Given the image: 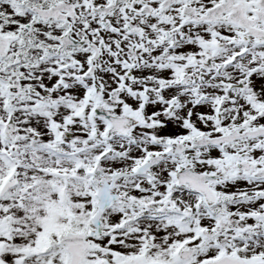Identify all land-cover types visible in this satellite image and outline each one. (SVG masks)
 I'll use <instances>...</instances> for the list:
<instances>
[{
    "label": "snow or ice",
    "instance_id": "snow-or-ice-1",
    "mask_svg": "<svg viewBox=\"0 0 264 264\" xmlns=\"http://www.w3.org/2000/svg\"><path fill=\"white\" fill-rule=\"evenodd\" d=\"M0 264H264V0H0Z\"/></svg>",
    "mask_w": 264,
    "mask_h": 264
}]
</instances>
